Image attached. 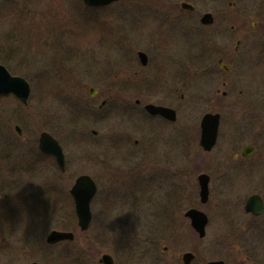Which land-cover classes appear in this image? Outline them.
Returning <instances> with one entry per match:
<instances>
[{
    "label": "flooded vegetation",
    "instance_id": "1",
    "mask_svg": "<svg viewBox=\"0 0 264 264\" xmlns=\"http://www.w3.org/2000/svg\"><path fill=\"white\" fill-rule=\"evenodd\" d=\"M129 8L145 18L139 22L148 37L136 43L137 58L130 59L128 69L132 73L121 74L114 63L113 74L97 79L99 86L89 89L98 103L96 129L91 133L103 150L97 157L102 176L94 179L92 201L117 190L111 203L122 195L126 205L131 202L135 208L152 183L165 189L169 184L176 188L172 202L164 197L151 217L176 225L175 244L192 242L178 258L181 264H264V0H143L142 4L132 0ZM34 18L36 26L39 21ZM0 64L27 80L5 59L0 58ZM2 96L24 104L15 94ZM37 104L32 115L36 120L42 108ZM150 105L171 111L152 112ZM16 127L22 132L20 125L14 126L20 133ZM183 139L194 147L189 171L196 179L193 188L178 180L188 172L183 171L180 157L160 151L151 158L149 149L151 142L176 148ZM130 142L133 146L126 149ZM36 146L41 156L57 163L53 155L40 151L39 137ZM108 147L112 159L104 160ZM120 154L130 160L127 169L114 165L110 169ZM103 176L110 185H101ZM71 187L55 199L71 203L78 225ZM184 199L190 200L188 206ZM197 212L206 216L203 236L194 227L204 218ZM212 222L219 229L207 243L215 250L207 259L197 247L198 241L210 236ZM188 253L192 259L186 263Z\"/></svg>",
    "mask_w": 264,
    "mask_h": 264
},
{
    "label": "rangeland",
    "instance_id": "2",
    "mask_svg": "<svg viewBox=\"0 0 264 264\" xmlns=\"http://www.w3.org/2000/svg\"><path fill=\"white\" fill-rule=\"evenodd\" d=\"M131 1L94 9L83 0H0V58L32 84L27 106L13 96L0 97V264H100L102 253L111 254L116 264H181V253L190 250V241L182 246L174 243L173 222L160 224L151 217L164 197L172 202L176 188L169 184L165 189L152 183L135 208L131 202L126 205L122 195L111 203L117 190L111 194L108 190L106 197L92 201V222L82 233L71 203L55 199L62 191L68 194L78 176L101 175L97 157L102 147L91 133L96 129L98 103L89 89L99 86L97 79L113 74L114 63L121 74L132 73L128 69L130 59L137 58L136 43L148 36L139 22L145 18L129 8ZM33 18L39 21L36 26ZM36 101L42 107L37 120L32 116ZM16 124L22 134L15 131ZM45 130L63 146L65 171L37 150L36 142ZM181 143L169 148L151 142V158L160 151L180 157L183 171L188 172L178 180L193 188L196 179L189 171L194 147L185 139ZM108 149L104 160L112 159ZM120 155L121 159L111 160L110 169L113 165L127 169L130 160ZM105 184L110 185V180L103 176L101 185ZM183 201L188 206L190 200ZM218 229L212 222L208 239L198 241L202 257L213 256L215 250L207 243H212ZM52 230L73 231L76 240L48 243ZM164 246H169L165 252Z\"/></svg>",
    "mask_w": 264,
    "mask_h": 264
},
{
    "label": "water",
    "instance_id": "3",
    "mask_svg": "<svg viewBox=\"0 0 264 264\" xmlns=\"http://www.w3.org/2000/svg\"><path fill=\"white\" fill-rule=\"evenodd\" d=\"M115 1L118 0H84V2L89 6H104L111 4L112 2ZM2 93H14L24 102H27L30 93V85L24 78L18 76H12L9 73V71L6 69V67L0 64V94ZM148 108L152 112H158L164 115L169 114V111H171L164 107H155L152 105L148 106ZM17 129L19 132H21L19 127ZM40 148L44 152L54 154L56 156L59 165L61 166L62 169H64V165H65L64 153L57 139H55L49 133L43 132L40 136ZM202 187H203V192L206 193L207 184L205 185V182L202 184ZM95 192H96V184L89 175H81L80 177H78L71 188V194L73 195L76 203L78 224L82 230H86L90 225L92 219L90 202ZM197 213L201 214L202 217L204 218L202 221L198 223L197 222L194 223V227L203 236L205 234L206 216H204V214L200 212ZM73 239H74V233L68 231L53 230L47 236V242L52 244L64 240H73ZM184 258H185V262L189 263L190 260L192 259V255L190 253L185 254ZM99 261L104 264H114V261L109 254H103ZM31 264H38V263L33 262ZM205 264H224V263L222 261H217V262H208Z\"/></svg>",
    "mask_w": 264,
    "mask_h": 264
}]
</instances>
